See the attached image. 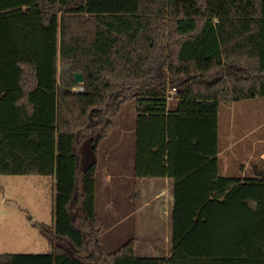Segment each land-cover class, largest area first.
<instances>
[{"label": "trees", "instance_id": "1", "mask_svg": "<svg viewBox=\"0 0 264 264\" xmlns=\"http://www.w3.org/2000/svg\"><path fill=\"white\" fill-rule=\"evenodd\" d=\"M257 97L264 0H0V174L56 189L53 250L0 264H264V177L219 173L220 102ZM131 101L134 175L175 180L170 258L101 239L99 149Z\"/></svg>", "mask_w": 264, "mask_h": 264}, {"label": "rangeland", "instance_id": "2", "mask_svg": "<svg viewBox=\"0 0 264 264\" xmlns=\"http://www.w3.org/2000/svg\"><path fill=\"white\" fill-rule=\"evenodd\" d=\"M79 88L78 92L83 90L80 85L74 87L76 90ZM169 92L172 95L175 91L171 89ZM135 107L134 101L123 106L125 120H130ZM218 125L219 173L226 177L246 178L250 171L245 169V165L250 161L252 164L261 161L259 150L263 147L260 139L264 137V98L221 101ZM99 170L97 205L103 213L107 200L100 189L103 186L102 175L104 171L113 169H105V158H102ZM55 194L51 176L0 174V254H43L53 250L40 225L53 223ZM112 206L115 208L116 203ZM113 225L107 226L102 235L108 251H115L132 238L125 235L115 239Z\"/></svg>", "mask_w": 264, "mask_h": 264}, {"label": "crops", "instance_id": "3", "mask_svg": "<svg viewBox=\"0 0 264 264\" xmlns=\"http://www.w3.org/2000/svg\"><path fill=\"white\" fill-rule=\"evenodd\" d=\"M136 107L130 120H125L121 109V125L114 130L115 134L113 132L100 145L99 169L102 158H105V169L109 167L113 169V171L108 170L109 172L104 171L102 175L103 186L100 189L107 200L103 213L97 205L99 169L96 175V210L103 222L101 239L103 242L104 230L114 223L115 239L125 235L132 236L128 241L135 240L137 257L170 258L173 242L175 180L170 177H136L134 175L138 115ZM260 142L263 144L259 150L261 161L257 164H252L250 161L245 165V169L250 171L246 178L264 177V137L260 139ZM104 146L105 151L102 149ZM238 178L245 179V177ZM114 203H116L115 208L112 206Z\"/></svg>", "mask_w": 264, "mask_h": 264}, {"label": "water", "instance_id": "4", "mask_svg": "<svg viewBox=\"0 0 264 264\" xmlns=\"http://www.w3.org/2000/svg\"><path fill=\"white\" fill-rule=\"evenodd\" d=\"M74 80L76 83H82L83 82V74L82 73H76L74 76Z\"/></svg>", "mask_w": 264, "mask_h": 264}, {"label": "built area", "instance_id": "5", "mask_svg": "<svg viewBox=\"0 0 264 264\" xmlns=\"http://www.w3.org/2000/svg\"><path fill=\"white\" fill-rule=\"evenodd\" d=\"M80 89H81V88H79L78 90L74 89V91L78 92ZM172 91H174V89H173Z\"/></svg>", "mask_w": 264, "mask_h": 264}]
</instances>
